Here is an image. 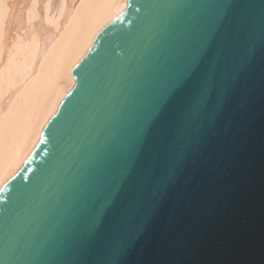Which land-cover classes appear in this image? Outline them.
Masks as SVG:
<instances>
[{"label":"water","instance_id":"1","mask_svg":"<svg viewBox=\"0 0 264 264\" xmlns=\"http://www.w3.org/2000/svg\"><path fill=\"white\" fill-rule=\"evenodd\" d=\"M196 0H129L123 19L99 31L63 116L0 191V264H56L45 244L56 217L76 202L87 180L86 160L107 139L124 135L122 108L160 51L167 7ZM256 6L261 0H243ZM131 32V36L124 35ZM257 48L264 38L257 37ZM123 50L125 55L118 53ZM98 53V54H97ZM123 67V71L121 70ZM241 102L224 115V130L205 163L189 164L166 211L147 227L126 264H264V55L251 59ZM63 105V107H62ZM196 175L193 178V171ZM15 176L13 179L12 177ZM74 264H110V258Z\"/></svg>","mask_w":264,"mask_h":264},{"label":"snow or ice","instance_id":"2","mask_svg":"<svg viewBox=\"0 0 264 264\" xmlns=\"http://www.w3.org/2000/svg\"><path fill=\"white\" fill-rule=\"evenodd\" d=\"M255 8L243 0L167 7L159 54L122 108L124 135L107 139L87 157V180L76 202L46 233L56 264L102 253L110 264H126L147 227L166 211L188 165L211 166L224 115L241 102L240 85L249 78L251 59L257 51L264 55V43L259 49L256 43L258 36L264 38V0L258 12ZM124 16L121 10L100 31ZM63 114L57 109L45 124L51 126L52 141V126ZM40 142L47 143L44 133Z\"/></svg>","mask_w":264,"mask_h":264},{"label":"bare ground","instance_id":"3","mask_svg":"<svg viewBox=\"0 0 264 264\" xmlns=\"http://www.w3.org/2000/svg\"><path fill=\"white\" fill-rule=\"evenodd\" d=\"M129 0H0V187L75 86L106 18Z\"/></svg>","mask_w":264,"mask_h":264}]
</instances>
